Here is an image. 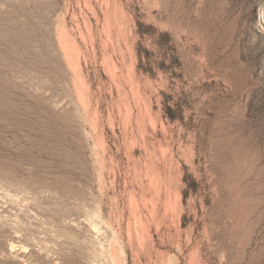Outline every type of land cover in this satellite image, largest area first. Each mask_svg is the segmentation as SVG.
<instances>
[{"label": "rangeland", "instance_id": "obj_1", "mask_svg": "<svg viewBox=\"0 0 264 264\" xmlns=\"http://www.w3.org/2000/svg\"><path fill=\"white\" fill-rule=\"evenodd\" d=\"M0 264H264V0H0Z\"/></svg>", "mask_w": 264, "mask_h": 264}]
</instances>
